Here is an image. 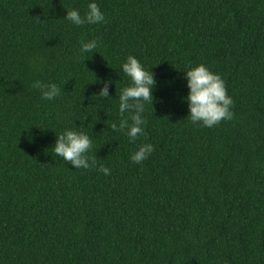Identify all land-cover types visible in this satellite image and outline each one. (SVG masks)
Returning <instances> with one entry per match:
<instances>
[{"label": "trees", "instance_id": "1", "mask_svg": "<svg viewBox=\"0 0 264 264\" xmlns=\"http://www.w3.org/2000/svg\"><path fill=\"white\" fill-rule=\"evenodd\" d=\"M89 2L0 0V264H264V0H96L104 23L64 20ZM129 55L156 80L133 143L112 129ZM200 64L234 101L212 128L181 102ZM66 129L92 139L96 167L54 154Z\"/></svg>", "mask_w": 264, "mask_h": 264}, {"label": "clouds", "instance_id": "2", "mask_svg": "<svg viewBox=\"0 0 264 264\" xmlns=\"http://www.w3.org/2000/svg\"><path fill=\"white\" fill-rule=\"evenodd\" d=\"M68 23L76 27L84 25H96L105 22V15L101 11L96 0H91L83 15L77 9L66 11L64 17ZM98 41L93 39L81 43L79 52L83 57L87 53H96ZM121 70L129 79L128 86L121 89L119 95V113L121 119L119 124H112L113 131L126 134L129 142L136 141L138 136L144 134L146 124L143 118L145 105L153 103V90L156 86L154 74L145 67L134 56L129 55L122 63ZM184 79L188 94L181 98V102L188 107V118L193 124L212 128L221 121L232 120L234 113L232 107L233 99L227 94L224 80L220 75L210 71L205 65L200 64L184 71ZM103 87L97 97L110 99L109 86L112 81H103ZM31 87L38 90L41 99L52 101L60 95L61 89L54 83H45L42 80H34ZM127 114V115H126ZM92 149V139L83 131L66 129L59 136L52 150L54 154L64 163L70 164L74 169H91L96 167V157H90L88 153ZM154 151V146L145 143L138 147L131 156V162L141 164L147 160ZM105 176L111 174L108 167L100 166L97 169Z\"/></svg>", "mask_w": 264, "mask_h": 264}]
</instances>
